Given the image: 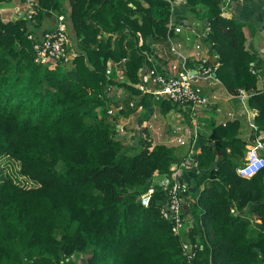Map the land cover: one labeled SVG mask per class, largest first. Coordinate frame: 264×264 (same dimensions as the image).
Masks as SVG:
<instances>
[{"label": "trees", "instance_id": "1", "mask_svg": "<svg viewBox=\"0 0 264 264\" xmlns=\"http://www.w3.org/2000/svg\"><path fill=\"white\" fill-rule=\"evenodd\" d=\"M68 1L70 10L65 0H38L31 21H5L0 11V264H264V169L251 178L236 172L247 150L240 119L212 120L209 140L200 142L185 196L189 236L199 245L189 261L162 216L164 192L157 189L148 207L140 201L151 178L169 174L188 148L181 145L179 154L183 147L155 141L144 127L142 149L129 155L113 136L119 128L99 115L118 104L105 92L109 85L127 90L118 112L129 116L143 105L141 122L151 115L153 99L136 84L141 71L160 62L171 1ZM224 1L187 0L186 11L209 26L223 85L251 93L256 137L264 129V91L251 72L256 55ZM49 12L66 13L79 53L71 65L35 61L29 34L40 35ZM157 108L166 114L174 105L161 101ZM3 157L19 166L17 173L5 169Z\"/></svg>", "mask_w": 264, "mask_h": 264}, {"label": "built area", "instance_id": "2", "mask_svg": "<svg viewBox=\"0 0 264 264\" xmlns=\"http://www.w3.org/2000/svg\"><path fill=\"white\" fill-rule=\"evenodd\" d=\"M22 1L25 14L21 17L27 18L29 21L33 20L39 8L38 0ZM170 1L172 7L167 23V44L170 53L174 56V61L169 65L157 64L156 67L141 71L140 82L136 84V87L140 88L143 93L149 94L153 100L167 101L174 105V108L165 114L171 117V120H168L169 123H172V128L170 127L171 141L172 144L185 145L188 152L180 163L172 165L169 174L156 175L151 178L149 188L140 196V201L143 206L148 207L157 189L164 192L162 216L173 223V233L181 239L183 253L191 261L195 258L199 245L192 242L189 236L190 223L187 217L188 203L185 201V196L192 189V174L197 169V155L202 139L201 125H204L200 118L203 116V111L213 106L218 99V92L212 87L224 85L216 73L221 65L218 60L219 55L210 52L212 44H209L210 40L206 36L209 26L204 22V26L199 28V21L189 20L187 12L183 15L182 11H179L177 2L181 1L185 4L187 0ZM222 8L224 9V6ZM66 20L65 13L58 14L54 29L42 32L40 35L35 32L29 34V38L34 40L36 62L46 64L49 61H58L71 65L78 56L79 53L72 42ZM177 36H180L181 40H176ZM113 72L114 68L109 63L107 70L109 78L112 77ZM117 72L118 77L123 79V71L118 70ZM251 72L263 82L261 91H264V67L259 68L253 65ZM115 86L117 85H109L105 91L113 102L118 101V104L114 103L108 109L110 114L124 108L122 101L126 97L125 89L119 86V91H123L120 93L116 91L115 94ZM225 91L229 96L242 100L251 96V93L245 89H240L236 94L228 91L227 88ZM135 102L132 101L130 105L135 106ZM152 106L153 111L150 116L157 117L159 115L157 106L155 104ZM144 109L143 105L138 107V111ZM246 114L249 117L250 126L254 127V130L257 129L253 122L254 110H247ZM236 119L234 112H227V119L222 121V124ZM145 123L149 129L154 128L150 122L146 121ZM200 127L201 132L199 131ZM261 132L258 136H250L247 140L244 161L236 169L241 177L251 178L264 169V137L261 136ZM231 211L238 213L236 207Z\"/></svg>", "mask_w": 264, "mask_h": 264}, {"label": "crops", "instance_id": "3", "mask_svg": "<svg viewBox=\"0 0 264 264\" xmlns=\"http://www.w3.org/2000/svg\"><path fill=\"white\" fill-rule=\"evenodd\" d=\"M64 3H65L64 7L67 10H70L69 1L65 0ZM177 4L179 5L178 6L179 11H182L184 15V13L187 12L186 11L187 2L183 4L181 1H179L177 2ZM18 5L22 6L23 1L22 0H6L0 4V11L5 21L14 20L12 19L13 12L17 8H19ZM222 6H224L223 10L226 14L236 17L243 23V29H244V32L247 38L246 46L250 51H252L256 55V60L254 64L259 68L264 67V0H225V5H222ZM66 13L68 14V11H66ZM58 14L59 13H56V12H49L46 14V18L44 20V28L41 30L40 33L44 32L48 28L55 26V24L57 23ZM193 17L191 15H188L187 18L189 20L195 21L194 20L195 17L194 18ZM199 21H200L199 28H202L204 26V20L200 19ZM176 40H181V37L177 36ZM194 41H195V38H194ZM165 46H167L166 51L158 50V53H157L158 59L160 60L159 65H163V66L169 65L168 61L171 58L168 57V55L173 56L170 53L168 44ZM173 61H174V56H173ZM262 88H263V82L259 80L256 90L261 91ZM212 89L214 90L215 88L212 87ZM223 89L226 90L224 86H221L220 89H217L218 99L216 100V103L213 106H211L209 109L204 110L202 113L203 114L202 117L207 116L208 118H210V120H214L216 124H222V121L227 119V112H230L229 111L230 109L225 110L224 106H227V107L231 106L232 100L222 95L221 91H223ZM126 94L127 92L125 93V95ZM220 97H222L223 99L220 100ZM230 97H233L234 99H238V97H234V96H230ZM246 100L247 99H244V100L241 99V101L245 104V108L248 107L246 104ZM225 111L227 112L225 113L224 118H220L219 114ZM250 111H252V109ZM236 118L240 119L241 123H243V127H242V130L244 132L243 137L248 140V138L251 136V133H252L250 129V120H249L248 115L246 114V112L241 110L240 113L236 115ZM137 122L141 124V119L139 117L137 118ZM170 127L171 126H168L167 128L169 129ZM159 133H160L159 139L163 140V142L168 143V140H170L171 138L170 137L171 133L164 132V131L162 132L160 131ZM210 134H211L210 127H208L207 129L202 128L201 141H208L210 138ZM261 136L264 137V129L261 132Z\"/></svg>", "mask_w": 264, "mask_h": 264}, {"label": "rangeland", "instance_id": "4", "mask_svg": "<svg viewBox=\"0 0 264 264\" xmlns=\"http://www.w3.org/2000/svg\"><path fill=\"white\" fill-rule=\"evenodd\" d=\"M223 5H225V1L223 3ZM19 6V5H18ZM25 14L24 9H23V5L19 6V9L14 10L13 12V17L12 19H17L18 17H21ZM188 15H191L194 20L199 21L200 18L196 17L195 15H193L189 10H188ZM200 22V21H199ZM189 44H191V42H188ZM159 47V51H166L167 46H158ZM158 53V52H157ZM168 57H170L171 59L168 61V63H171L173 61V56L168 55ZM109 63H111L112 68H114L112 61H110ZM109 66V65H108ZM124 75V74H123ZM220 85H216L214 86L215 90L220 89ZM116 91H119L118 86H115V94ZM123 91L120 90L119 93ZM127 92V90H125V93ZM222 95H224L226 98H230L232 100L231 102V106H224L225 110L226 109H230L229 111L234 112L236 115H238L240 113L241 110H243L244 112H246L247 110H251V108L249 107V102L248 99L246 100V104L248 107L245 108V104L241 101V99H234L233 97H230L229 94L223 89ZM220 95V96H222ZM223 98L220 97V100H222ZM153 103L157 106V104H159V102L157 100H153ZM158 109V108H157ZM145 110V109H144ZM144 110H139L137 111L134 115H125V114H121L120 112L115 111L113 114H107L105 112H103L100 108V113L99 115H105L107 117V120H110V126L112 127H118V130H113L114 134V138H116L117 140H120L123 142L125 150L127 151V153L129 155H134L137 152H139L142 149V145L140 142V138L143 137V134H141V129H143L144 127H148L147 124L145 123L146 121L150 122L154 128L153 129H149L150 130V136L152 138H154L155 141L157 142H163V140L159 139L160 137V131H164V132H169L171 133V128H167L168 126H172V123H168V120H171V117L167 114L165 115L164 113H161L159 110V115L157 117H146L141 124L137 122V118H141L140 116H142L143 111ZM117 112V113H116ZM227 111L220 113L219 117L220 118H224L225 113ZM226 118V117H225ZM143 119V118H142ZM200 120L202 122L205 123V125H201L202 128L207 129L209 126V124L211 123L212 120H210V118H208L207 116L201 117ZM201 127H200V132H201ZM167 128V129H166ZM148 131V129H147ZM172 137L170 138V140H168L169 144H172L173 142L171 141ZM166 143V142H163ZM176 147H183L180 148V150L178 151L179 154H184L185 153V146H181V145H177L174 144ZM2 162H4L5 164V169L10 172V173H17L19 166L12 162L13 164H10L11 160L8 158L3 157ZM3 164V163H2ZM3 164V165H4ZM244 216L247 218H252L253 220V214H251L250 212L248 213H244ZM255 220L253 221V224H255ZM77 260V263H80V259H79V255L76 256L75 258Z\"/></svg>", "mask_w": 264, "mask_h": 264}, {"label": "water", "instance_id": "5", "mask_svg": "<svg viewBox=\"0 0 264 264\" xmlns=\"http://www.w3.org/2000/svg\"><path fill=\"white\" fill-rule=\"evenodd\" d=\"M215 165H216V163H213L212 166H211V169H213ZM165 203H166V202H165Z\"/></svg>", "mask_w": 264, "mask_h": 264}, {"label": "clouds", "instance_id": "6", "mask_svg": "<svg viewBox=\"0 0 264 264\" xmlns=\"http://www.w3.org/2000/svg\"><path fill=\"white\" fill-rule=\"evenodd\" d=\"M246 155V154H245ZM244 161V160H243Z\"/></svg>", "mask_w": 264, "mask_h": 264}]
</instances>
